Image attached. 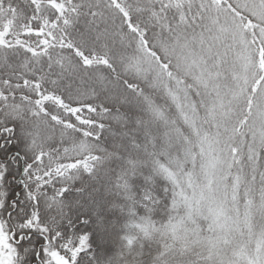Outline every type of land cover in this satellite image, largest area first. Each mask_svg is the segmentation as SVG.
<instances>
[{
    "label": "snow or ice",
    "instance_id": "6c2138e0",
    "mask_svg": "<svg viewBox=\"0 0 264 264\" xmlns=\"http://www.w3.org/2000/svg\"><path fill=\"white\" fill-rule=\"evenodd\" d=\"M0 264H264V0H0Z\"/></svg>",
    "mask_w": 264,
    "mask_h": 264
}]
</instances>
